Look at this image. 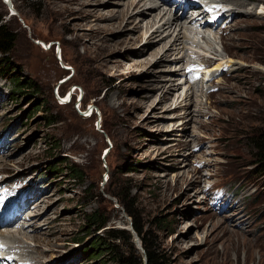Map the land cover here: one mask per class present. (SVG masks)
Here are the masks:
<instances>
[{
    "label": "rangeland",
    "instance_id": "1",
    "mask_svg": "<svg viewBox=\"0 0 264 264\" xmlns=\"http://www.w3.org/2000/svg\"><path fill=\"white\" fill-rule=\"evenodd\" d=\"M11 1L16 13L0 0L17 33L11 60L39 91L17 93L0 77V185L20 180L27 191L24 204L20 190L7 194L18 222L0 233L17 236L0 252L33 264H139L129 206L167 264H264V176L253 172L251 139L264 129V0L237 11L224 2L222 31L194 27L199 7H180L183 27L162 29L152 46L163 21L119 18L132 0ZM156 1L153 12L175 15ZM231 58L240 67L211 81L183 77L190 60L215 70ZM118 231L122 240L110 238ZM96 236L116 250L90 258Z\"/></svg>",
    "mask_w": 264,
    "mask_h": 264
},
{
    "label": "trees",
    "instance_id": "2",
    "mask_svg": "<svg viewBox=\"0 0 264 264\" xmlns=\"http://www.w3.org/2000/svg\"><path fill=\"white\" fill-rule=\"evenodd\" d=\"M17 42V33L8 25L7 22H3L2 17H0V77L8 78L12 77V82L16 88L17 93H24L26 91H39L37 83L30 77H24L21 74L20 67L15 65L11 60V54L14 51ZM254 144L255 153H253L252 164L255 165L253 172L257 175L264 176V129L256 133L255 136L251 137ZM64 162L63 160L60 162ZM61 168L51 167V172ZM72 175L74 179L82 178V172L78 168H72ZM126 211L129 215L133 217L132 227L137 232L138 236L142 241V246L145 251V257L142 256L139 264H167L165 255L158 250L157 245L154 243L153 239L149 236V232L145 231L141 222L136 218L133 208L126 207ZM90 221H93L97 226L96 229L102 228L106 221L102 220V216L93 213L90 215ZM123 231L114 232L110 238L122 240L124 238ZM132 238V236H130ZM94 252L89 254L90 258L92 256L100 254L102 251L113 252L116 250L108 239L100 236H96L95 241L92 243ZM117 253L115 252V255ZM121 262V261H120ZM123 264H135L131 260H126Z\"/></svg>",
    "mask_w": 264,
    "mask_h": 264
},
{
    "label": "bare ground",
    "instance_id": "3",
    "mask_svg": "<svg viewBox=\"0 0 264 264\" xmlns=\"http://www.w3.org/2000/svg\"><path fill=\"white\" fill-rule=\"evenodd\" d=\"M6 1V0H5ZM159 1V0H158ZM163 1H167V0H163ZM168 1H170V0H168ZM244 1V0H243ZM243 1H241V0H215V2H222V3H224V2H232V4L235 6V10L237 11L238 10V8H244L245 6H246V3H244ZM161 3V2H160ZM228 4H230V3H228ZM141 5H142V11H140V10H135V11H130L131 9L133 10V9H137V8H139V7H141ZM163 5V4H162ZM167 5V4H166ZM126 8L124 9L125 11H123L122 12V14L121 15H123V16H119V18H123L124 17V19L126 18V19H128V21L129 22H131V21H133V20H137V19H139L140 21H139V24H140V22L142 21V20H147L148 18H146V16H148V15H151L150 16V20H148V24H150V27H153V26H155L156 24H159L160 22H162L163 21V23L162 24H160V25H158V27L154 30V32L153 33H151L150 34V36L148 37V44L150 45V46H152L153 44L151 43L152 42V39L153 38H155V36H157L158 35V32H161L162 31V29L165 31L166 29H172L173 27L175 28V27H183L182 25H183V22H182V17L184 16L185 18H186V13H184L183 15H176V13H175V15H172V17L170 18H167L166 19V17H167V15L169 16V14L166 12H164V13H162V12H153V11H155L158 7H159V4L157 3V1L156 0H132L131 2L129 1V4H127L126 3ZM169 7V6H168ZM190 8H192V10L193 9H197L195 6H193V7H189V9ZM259 8H260V11L257 13V14H263V16H264V3H260L259 4ZM168 9V8H167ZM168 10H170V9H168ZM135 12V13H134ZM188 13V12H187ZM135 14V15H134ZM170 14H171V11H170ZM173 14V13H172ZM178 14V13H177ZM224 14V13H223ZM134 16H136L135 18L136 19H133V17ZM206 16V12H204V10H202V8H199V10H198V15L195 17V20L196 19H199V17L201 18V19H203L204 20V17ZM220 16H222V15H220V14H216V15H214V16H212V17H220ZM161 17V18H160ZM183 17V18H184ZM115 18V17H114ZM160 19V20H159ZM181 20V21H180ZM128 21H126V22H128ZM199 21V20H198ZM138 24V23H137ZM176 25V26H175ZM203 26L205 27V26H208V24L207 23H203ZM202 26V27H203ZM176 31V30H175ZM165 37H163V38H161V39H157L158 41H157V43H160L161 41H163V39H164ZM176 40V39H175ZM148 45V46H149ZM148 48V47H147ZM164 49H166V45L164 44V45H162L161 46V48L159 47H157V48H155L153 51H152V54L153 55H158V54H160L161 52H162V50H164ZM142 51V50H141ZM228 61V65L229 66H235L236 68H239L240 67V64H238V62H235L234 60H232V58H231V60L229 59V60H227ZM222 63L220 62V63H217V64H215V66H214V69L216 70V69H220L221 67H222ZM70 95V94H69ZM24 204V203H23ZM19 210H20V208H19V205L15 208V209H13L12 211H10V212H8V214H4V215H1L0 216V226H5V225H8V224H14L15 223V225H16V222H18V215H17V213L19 212ZM33 211V210H32ZM31 214H34V212L33 213H31ZM17 215V216H16ZM21 215V214H20ZM35 215H37L36 213H35ZM11 216V217H10ZM26 226H27V224H26ZM1 228V227H0ZM16 229H25V224H19V225H17L16 227H15ZM15 228H13V229H11V231H15L16 229ZM1 230V229H0ZM16 233H14V232H4V233H0V237H6V235H11V238L12 239H14L16 236ZM24 242V241H23ZM3 243V242H2ZM0 246H1V243H0ZM29 245H26V247H28ZM7 247L9 248V247H11L9 244H6L5 243V241H4V243L2 244V246H1V248L3 249V248H6L7 249ZM23 247V246H22ZM10 249V248H9ZM11 249H14V250H17V247H14V246H12V248ZM27 249V248H26ZM30 249V248H29ZM33 249V248H32ZM25 250V249H24ZM1 251V250H0ZM9 251V250H8ZM32 251V250H31ZM27 253V252H26ZM33 254V253H32ZM25 257H27V259L29 260L27 263H25L22 259L20 260V259H13V258H4V257H0V259H5L6 261H8V260H10V259H13L14 260V262L16 261V263L15 264H33L34 262L32 261V258H30V257H28V255H25ZM36 258V259H35ZM33 259H35V262H36V264H43L41 261H39L38 259H37V257H34L33 256ZM3 261V260H2ZM12 261V260H11ZM10 264V263H9Z\"/></svg>",
    "mask_w": 264,
    "mask_h": 264
},
{
    "label": "water",
    "instance_id": "4",
    "mask_svg": "<svg viewBox=\"0 0 264 264\" xmlns=\"http://www.w3.org/2000/svg\"><path fill=\"white\" fill-rule=\"evenodd\" d=\"M6 2H7V4H8V6L10 7V8H12V11H11V13H16V10L15 9H13V4H12V1L11 0H6ZM21 21H22V23L24 24V26H26L27 27V25L25 24V22H24V20L21 18L20 19ZM64 102H68V100H63ZM92 107V106H91ZM106 152H108V151H105V153ZM134 232H135V238H136V242H137V244L143 249V246H142V241H141V239H140V237L138 236V234H137V232L134 230ZM144 250V249H143Z\"/></svg>",
    "mask_w": 264,
    "mask_h": 264
}]
</instances>
